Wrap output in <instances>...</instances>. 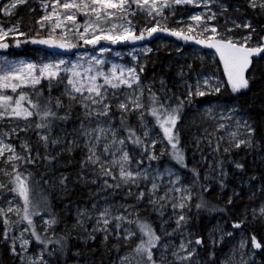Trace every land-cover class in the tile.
Here are the masks:
<instances>
[{
	"label": "snow or ice",
	"instance_id": "snow-or-ice-1",
	"mask_svg": "<svg viewBox=\"0 0 264 264\" xmlns=\"http://www.w3.org/2000/svg\"><path fill=\"white\" fill-rule=\"evenodd\" d=\"M26 2L27 0H12L3 8L5 15H10L11 10L18 4ZM212 3L213 0H205L203 6L208 9V13L190 15L188 19L191 23L185 24L184 27L169 28L166 10L174 16L177 6H199L197 0H51L50 3H43L45 14L37 21L39 29H48L45 37L36 38L40 37L38 30L36 37L21 41L18 37L28 34L21 32L18 25L7 30L0 27V49L9 48L6 40L11 35L16 47L21 43L30 42L71 51L81 46L91 45L96 48L99 45L101 53L100 56L82 55L75 62L60 59L35 63L0 59V122L23 121V126L17 123L8 128H0L2 165L0 175L6 178L0 180V198L10 192L15 200V203L13 200H5L7 206H0V219L4 225L0 239L8 245L11 254L20 259L21 264H58L59 257L65 253L67 237L56 236L55 214L48 211L46 199L37 201L33 198L35 179L29 166L37 164L41 154L39 148L34 150L27 137L29 132L35 133L38 137L37 143L45 150L43 159L49 163L61 154L57 152L55 156L48 155L50 146L64 143L67 147L63 151L68 152L81 147L76 138L67 140L53 135L59 122H66L71 118L74 106L82 109V115L88 121V123L82 121L78 129V136L84 141L82 147L86 150V155L81 161L82 169L91 167L98 175L110 177L115 183L108 184L105 180L107 187H128L130 195L131 186L139 188L141 182L150 183L148 203L160 210L161 215L168 207L173 210L176 225L174 232L188 227L194 219V215H188L193 207L197 211L209 207L202 195L197 196L199 202L193 205V186L182 183L180 177L175 176L170 170L165 169L161 172L156 169L150 172V169L152 162L159 161L166 151L162 148L157 153V143H166L169 146L167 151L170 157L177 164L187 168L184 149L180 147L178 128L185 106L191 105L194 97L219 94L225 83L230 86L233 93L247 89L249 80L246 73L252 65L253 58L264 59V36L256 43H252L256 29L250 22L235 25L237 28L251 29V32L238 40L228 35L233 31L232 28H227L222 33L216 26L210 25L209 21L215 20L217 15L211 11ZM249 6L264 11V0H249ZM223 10L227 11V8ZM138 11L145 15L146 25L137 34L130 17L136 16ZM81 15L85 18L83 23L78 22ZM175 23L180 24L181 21ZM149 24L151 26H148ZM157 33H167L185 42L193 41L208 49H214L219 61L223 63V72L227 80L220 81L209 76L203 81L198 79L194 85L186 82V95L182 99L175 94L169 95L170 90L166 92L162 88L157 93L151 87L146 88L141 83L140 76L144 70L143 66H140L138 71L137 67L112 63L105 70L108 61L103 58V53L110 49L101 45V41L113 45L135 43L151 39ZM142 51L151 52L152 49L146 48ZM191 67L189 65L190 69ZM161 84L164 82L161 81ZM54 87H62L60 96H52ZM45 91L48 95L44 94ZM237 111L234 107L227 115H221L220 121L233 120ZM115 114L119 116V127H116L113 120ZM131 117L135 118V125L129 122ZM220 121H217L215 133L223 131L224 134L208 133V136L215 135L214 145L211 139L208 141L215 152H221V142H225L223 147L225 154L230 153L232 149H240L241 146L253 147L256 129L247 120L236 119L234 129L231 124ZM20 133H24V137H21ZM14 139L19 141L20 151H17ZM145 158L148 166L142 168ZM217 163L220 168V184L223 187V180L227 175L223 169L224 161L221 159ZM235 167L243 169L240 163H236ZM192 171L195 177L199 176L198 171L195 169ZM165 175L168 177L166 185L163 184ZM66 179L67 177L61 179L62 187H66ZM202 190L209 189L202 186ZM144 198L145 192L139 191L136 199ZM227 203H232L231 198ZM210 211L224 212L226 209L212 208ZM255 211L254 209L253 212ZM45 214L49 218L45 219ZM259 214L264 215V206L260 207ZM128 215H134L135 219H129L123 214L113 216L110 208H104L99 212L97 227L93 232L103 231L104 240L107 241L108 226L113 220L117 221L115 225L117 229L123 223L135 224L136 231L131 228L124 229L123 239L126 243L138 238L132 253L123 258L125 264H130L132 260H135V264H158L153 250L163 249L167 252L168 246L160 243L161 235H158L148 222L141 220L138 213ZM36 217L42 220L43 233L37 231ZM241 223H234L232 227L240 228ZM77 224L83 227L84 220H78ZM19 225L24 226L17 230ZM49 230H52V235H49ZM164 234L171 235L167 232ZM181 235L185 238L181 240L178 248L171 251L172 264H200L194 258L198 255V249L202 250L205 247V238L193 237L191 232L185 235L181 231ZM224 235L231 236L232 233L221 234L218 238L209 233L207 243L214 248L223 242ZM89 238L95 239V236L90 234ZM251 241L254 249L264 248V244L255 236L251 237ZM34 242L39 246V250L33 249L30 252L29 249L33 247ZM245 247L242 241L240 248ZM209 256L213 258L215 253L210 252ZM165 260L166 257L161 255L159 264H165Z\"/></svg>",
	"mask_w": 264,
	"mask_h": 264
},
{
	"label": "trees",
	"instance_id": "trees-1",
	"mask_svg": "<svg viewBox=\"0 0 264 264\" xmlns=\"http://www.w3.org/2000/svg\"><path fill=\"white\" fill-rule=\"evenodd\" d=\"M227 5V11L221 9L224 18L219 21L228 22V20L235 18L241 19L242 16L247 18L252 27L256 29L253 33L252 43H256L261 36H264V11L259 8L253 9L249 6V0H220ZM11 0L0 1V24H14L18 25L28 35L21 37V41L29 37H36V32L42 30L37 25L36 10H32V5L36 4L35 0H27L24 4H18L15 9L11 10L10 15H5L4 6L10 4ZM183 9L175 12V15L165 14L168 16V27L174 20L182 17ZM135 24L139 25L142 22L141 16L136 17ZM246 32H251V29H246ZM178 39V38H177ZM15 54L16 48L21 49L22 54H28L34 48L30 42L21 43L19 47L15 46L13 38L6 41ZM184 44V42H183ZM156 56L152 59L146 67V75H151L158 72V76L163 78L164 84L158 85L154 88V92L159 93L163 88L166 92L170 90L169 95L175 94L180 98H184L182 93L181 83L177 77L178 63L183 60L170 57L165 50L158 48ZM29 55V54H28ZM197 64V62L195 61ZM217 64L221 66L219 70L222 71V77L226 81L227 77L223 72V63L217 58ZM198 67V66H197ZM246 78L249 80L247 89H241L240 92L233 93L230 86L225 83L224 88L219 94H211L206 98H197L199 103L211 100L215 102L235 103L238 108L247 116L253 128L256 129L255 138L252 148H245L241 146L240 149H233L231 153L225 158V171L227 173L224 186L220 184L211 183L207 186L202 177L201 166L205 165L210 159L215 160V155L210 149H206L201 155L194 153L190 146L185 147V157L187 168L182 169L193 173L190 168L199 172V176L195 177V197L192 201L193 205L198 203L197 196L202 195L204 200L208 203L207 209L197 211L195 207L192 208L194 219L190 222V227L197 236L204 237L206 240L205 248H208L207 235L213 232L217 224L222 222L225 228H230L237 233L239 228H233L234 223L244 221L241 223V228L251 239L255 236L258 241L264 244V216H259L253 212L257 209L264 200V59L253 58L252 65L246 73ZM48 95L47 91L44 93ZM61 92L54 90L52 96H60ZM147 96V91L145 93ZM190 105H186L183 110V115L178 128L180 130V141L185 144L187 140L191 141L194 133L192 123L187 122L189 114L192 112ZM78 107H73L71 118L66 122H59L54 129L53 135L60 136L63 130H73L78 126ZM192 120V119H191ZM130 123H136L130 118ZM117 125L119 126V118H117ZM25 135L24 133H22ZM30 143L35 148H39L41 159L35 165H30L29 170L33 173L35 184L33 185V198L37 201L46 199L48 204V211L55 214L57 224L54 226L56 236H66V250L58 259V264H112L113 261L118 260L123 254L132 252V249L138 243V238H133L130 242L125 240H104L102 233L94 234L95 239H89L87 242L82 240L83 236L79 230H75V215L81 213L94 202L95 187L79 178V164L80 154L77 150L60 151V155L49 163L43 159L45 150L43 146L37 143L38 137L31 132L27 137ZM187 139V140H186ZM59 148L48 149V155L55 156L59 152ZM135 154V153H133ZM236 163L243 165V169L235 167ZM67 177L65 181L66 187L61 186V179ZM47 181V183H45ZM202 186H207L208 191H203ZM101 198L103 196H100ZM231 198L232 203L227 201ZM139 208H144L139 206ZM212 208H224L226 211H210ZM77 209V211H76ZM47 218V214H45ZM140 219L148 222L156 231L158 235L159 227L155 216L145 209H141L139 213ZM37 218L35 224L37 226ZM3 220L0 219V232L3 231ZM133 229L136 231V226L133 224ZM37 231L41 230L37 227ZM50 235H52V230ZM230 239H225L220 247H214L213 252L215 256L210 258L208 255L203 264H218L219 259L224 253L230 252L233 248L229 242ZM164 239L161 237V242ZM35 244V242H34ZM257 259L254 264H264V248L256 249ZM0 264H21L14 258L9 251L8 245L0 239Z\"/></svg>",
	"mask_w": 264,
	"mask_h": 264
},
{
	"label": "rangeland",
	"instance_id": "rangeland-1",
	"mask_svg": "<svg viewBox=\"0 0 264 264\" xmlns=\"http://www.w3.org/2000/svg\"><path fill=\"white\" fill-rule=\"evenodd\" d=\"M35 1H37V3L32 5V10H36V15H37L36 17L38 21L40 17L45 14L42 6L43 3H50L51 0H35ZM204 2L205 0H197L199 6L196 5L177 6L176 12L179 11V8H182L184 10L183 13L185 14L182 17L174 20V23H171V26L169 28L184 27L185 24L191 23V21L188 19L190 15L208 13V9L203 6ZM210 7H211V11L215 12L217 15H216V19L209 21V23L212 26H216L219 32L223 33L226 31L227 28H232L233 31L231 33H228V35H231L234 39L237 40L249 33L246 32V29L243 27H239V28L235 27L236 24L244 25L245 23L250 22L244 16H242L241 19L232 18L228 20V22H221V25H219V21L224 18L221 9H224L225 7L227 8V5L224 4L222 1L213 0V3L210 5ZM48 11L49 12L51 11V7H49ZM168 14L170 13L168 12ZM138 16H141L142 22L139 25H136L135 21L137 19L136 17ZM169 16H171V14ZM84 19L85 18L81 15L78 17V22L83 23ZM130 19L132 20L133 26L135 27L137 34L139 33V30L146 25V17L142 12L138 11L137 15L134 17H130ZM175 21H181V23L176 24ZM12 26L15 25L14 24L8 25L5 23L0 24V27L5 28V30H7L9 27ZM148 26L151 25L149 24ZM19 30L21 32H24L21 27H19ZM41 30L43 35L42 37H45L48 33V29L45 28ZM21 37L23 36H19L18 38L21 39ZM9 38H12V36L10 35L7 38V40ZM33 45L34 48L30 50V52L28 53L29 55L22 54L21 49L19 48L14 49L16 54L12 50H10V48L0 49V59L7 58L10 61H27V62H35V63H40L41 61L44 62L58 61L60 59H64L70 62H75L82 55H96V56L101 55V53L99 52V48H100L99 45L96 46V48H93L91 45L81 46L76 49H72L71 51H66L64 49H59V48H53L41 44H33ZM101 45L110 49V51L103 53V58L108 61L105 70H107V68L110 67L112 63L124 65L126 67H137L138 71L140 66H143L144 70L140 74L141 83L144 86H146V88L151 87L152 90H154V88L155 89L158 88V85L161 84V81L164 82L163 78H160L158 76V72H154L149 76L148 75L144 76L146 73V67L150 62V60L152 59V56L153 55L156 56V54H158L157 53L158 48L165 50L169 55H171L170 57L173 56L176 60L180 58L183 60V62L178 63L177 77L179 78V81L181 83V88L183 90L182 93L184 94V97L186 95V82L187 84L194 85L198 79L200 81H203L205 77H209V76L215 77L220 81H225L221 74L222 71L219 70V67L221 68V66L217 64V58H219V56L218 54L215 53L214 49H208L203 45L196 44L193 41L185 42L167 33H157L154 34V36L151 39H147L145 41H137L135 43L127 42V43L113 45L110 42L101 41ZM146 48H150L152 49V51L151 52L142 51L143 49ZM117 53H119V55H117ZM133 57H137V59H134ZM195 61L197 62V64L195 63ZM189 65L192 66L191 69L189 68ZM181 73H183V75H181ZM54 90L62 92V87H54L52 91ZM206 97H208V95H206L205 97H194L193 103L190 105L193 111L189 114L190 116L187 118V122L192 123L191 126L192 128H194V133L191 137V141L186 139L187 140L186 143L185 144L180 143V147L183 148L185 151V147L190 146L191 150L194 153H196L198 156L204 153L206 149H210L212 154L215 155L216 157L215 160L210 159L205 165L201 166L204 183L205 184L207 183V186H209L211 183L220 184V178H219L220 168L217 162L218 160L222 159L224 161L223 169L225 170L224 168L225 158L231 152L227 154L223 153V147L225 146V142H221V152L219 153L215 152L213 150V146L209 145L208 143L209 139H211L214 145L215 135L208 136V133H215L216 124L217 121H220V116L227 115L229 112H231V110L234 107L238 111L234 114L233 120L231 121L223 120L220 122L231 124L233 126V129L235 128L236 119L247 120V122L250 125L251 122L248 120L247 116L238 108L237 104L235 103L215 102L211 100H207L199 103L197 101V98H206ZM209 110L211 111V115H209ZM117 118H119V116L118 114H115L113 116V120L116 124V127H119L117 125ZM131 119L136 123L134 117H131ZM148 119L149 122H151V118L149 117ZM77 120H78L77 128H74L72 131L63 130V134L61 135V137L67 140L76 138L78 140V143L81 145V147H76L73 149V150H77L80 154L78 176L82 181L90 183L95 187V196H94V202L88 208L84 209L81 213H78V215H75L76 226L74 229L79 230V232L83 236L82 240L87 242L90 239L89 238L90 234L94 235L96 233H102L105 236V233L103 231L97 230L93 232V229L97 227L96 220L99 216V212L102 211L104 208H110L113 216L123 214L125 216H128L129 219H135V216L134 215L129 216L128 215L129 213L139 214L141 209H145L149 213L155 216L157 225L159 227L158 229L159 233L161 237L164 239V242H162L161 244L168 246L167 252H164L163 249H160L159 251L154 249L153 250L155 253L154 258L157 259L159 264V258L161 257V255H163L164 257H166L165 264H172L173 257L171 256V251L175 248H178V245L180 244L181 240L185 238L184 236L181 235V231H183L185 235H187L188 232H191L193 234V237L197 236L196 233L191 230L190 224L186 229H182L181 231H175V232L173 231V229L176 227L174 222L175 217L173 215V210L170 207H168L163 210V215H161L160 210H158L153 205L148 203L147 193H148V189L151 187V184L148 183L147 181L141 182L139 188H137L134 185L131 186V195H130L128 187H121V188L107 187L104 183L105 180L108 181V184L115 183V181H113L110 177L98 175L96 172L92 170L91 167H86L82 169L81 161L84 159L86 155V150L82 147L84 141L82 137L78 136V129L82 121H84L85 123H88V121H86L85 118L83 117L82 109H80L79 107H78ZM17 123L23 126V121L6 120L4 122H0V128H8ZM31 133L35 134L33 132ZM215 134L223 135L224 132L221 131L220 133H215ZM20 135L21 137H24L22 133H20ZM197 141H199V143H197ZM13 142L17 144V151H20L18 146L19 141H16L14 139ZM66 147H67L66 144L61 143L52 146V149L59 148L60 149L59 152L61 150H62L61 152H63V149H65ZM162 148L166 149L165 154L163 157H161L159 161L152 162V168L150 169V172H154L156 169H159L161 172H164L165 169L170 170L171 172L174 173L175 176L180 177L182 183L193 186V199H194L195 187L197 183L196 180H194L193 178V173L191 174V172H187V170L184 171L182 169L183 166L177 164L176 161L170 157L167 151L169 146L166 143L164 144L157 143L156 145L157 153H159V151ZM133 166L135 167V165ZM147 166H148V161L145 158V163L141 167L144 168ZM190 169L191 171L193 170V168ZM2 179H6V178L0 175V180ZM167 182H168V177L165 175L163 184L166 185ZM139 191L145 192L144 200L136 199V195ZM162 193H163V187L161 189V194ZM100 196L103 197L101 198ZM5 200H13V202L15 203V200L13 199V194L10 192L6 193L3 196V198H0V206H4V207L7 206L4 203ZM139 206H142L144 208H139ZM261 206H264V200L262 204L256 209L255 213L259 216H264L259 214V209ZM82 213L85 215H81ZM188 215L191 216L193 215V213L190 212L188 213ZM87 217H91V218L89 219ZM12 218L15 219L14 216ZM44 218L47 219L46 216ZM78 220H84L83 227L78 226L77 224ZM240 222L243 223L244 221L242 220ZM116 223L117 221L113 220L112 223L108 226L109 228L108 239L110 240H115V241L122 240L124 236L125 228H131L134 231L133 225H128L127 223H123L122 226L119 229H117L115 228ZM23 226L24 225L17 226V230L22 229ZM37 227L41 230V233H43L44 226L40 217L37 218ZM165 232L171 233V235H165L164 234ZM227 232H231L232 235L231 236L224 235L223 241H225V239H230L229 242L233 248L230 250V252H226L223 254V256L219 259L218 264H244V262H247V264H254L257 259L256 249H254L251 239L248 238V236L245 234V232L242 230L241 227L239 228V231H237V233H234L232 229L225 228L224 224L222 222H219L217 224L216 229L211 233L218 238L221 234ZM50 233L51 230H49V235ZM242 241L246 245L244 249L240 248V244ZM222 243L217 244L215 247H220ZM33 249H36L38 251L39 246L33 243V247L30 248L29 251L32 252ZM210 252H213V247L210 244H208V248L204 247L202 250L198 249V255L194 259L198 260L200 264H203L206 256L207 255L209 256ZM131 253L132 252L123 254L118 260L113 261L112 264H125L123 258ZM13 257L16 258L19 263H21L20 259H18L15 256ZM130 264H135V260H132Z\"/></svg>",
	"mask_w": 264,
	"mask_h": 264
}]
</instances>
